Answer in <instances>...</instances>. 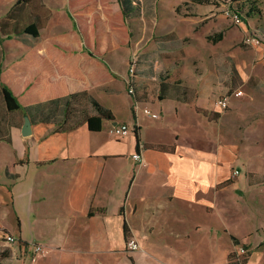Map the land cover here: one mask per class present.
I'll list each match as a JSON object with an SVG mask.
<instances>
[{"label":"crops","instance_id":"0c3cea01","mask_svg":"<svg viewBox=\"0 0 264 264\" xmlns=\"http://www.w3.org/2000/svg\"><path fill=\"white\" fill-rule=\"evenodd\" d=\"M9 7L0 12V20ZM42 30L31 46L45 39ZM173 73L166 80H176ZM116 78L87 90L113 115L112 120H102L100 130L83 123L58 132L53 123L30 121L31 134L22 136L19 121L24 116L17 114L9 129L11 142L0 141L7 153L0 165V229L17 238L14 245L21 262L217 264L220 259L230 264L235 246L231 237L241 247L260 242L248 213H230L227 187L240 171L229 170L231 161L221 154V128L215 120L220 111L213 107L217 116L209 119L184 101L159 98L140 81L134 84L136 108L125 78L120 87L114 84ZM180 79L196 89L195 105L212 111L207 95L199 104L197 84ZM98 89L103 95L93 96ZM142 106L157 117L144 114ZM89 112L94 113L91 107ZM119 123L129 124L132 132L111 137L108 128ZM135 152L141 160L132 158ZM235 169L238 174H233ZM239 178L236 184L247 186L245 177ZM9 215L15 218L14 227L5 220ZM128 237L137 241L138 249L126 248ZM33 244L44 248L34 262ZM159 249H171V260ZM250 264H264V251Z\"/></svg>","mask_w":264,"mask_h":264},{"label":"rangeland","instance_id":"374dc122","mask_svg":"<svg viewBox=\"0 0 264 264\" xmlns=\"http://www.w3.org/2000/svg\"><path fill=\"white\" fill-rule=\"evenodd\" d=\"M13 1L0 0V12ZM89 1V9H83L87 13L85 23L104 49L99 62L117 76L114 82L117 87L130 76V69L133 83L140 81L149 90L155 89L160 75L174 71V78L182 77L197 84L201 91L199 104L205 94L212 111L213 107L220 111L215 120L221 128V154L231 161L229 170L240 171V175L233 177L228 173L232 181L227 187L230 213H248L247 218L255 221V230L262 238L260 242L250 241L242 246L243 254L237 255L240 245H235L230 264H250L256 254L264 251V0L258 4L262 13L259 17L249 16L247 24L236 21L225 0L202 4L191 0H135L139 14L127 19L129 36L121 24L116 0ZM41 2L46 7H38L39 11L49 15L41 36L47 39L74 28L67 0ZM219 31L223 32L221 40L213 42L208 38ZM34 40L31 35H21L0 41V72L20 61ZM92 95H103V89ZM226 95L228 107L219 109L217 99ZM17 114L5 112L6 121L15 120ZM4 150L0 147V165L7 155ZM241 175L247 186L236 184ZM253 213L257 215L252 217ZM5 220L13 227L16 224L12 215ZM6 233L0 229V264H27L21 262L16 245L5 241ZM158 252L165 260H171V249ZM217 264L223 262L219 259Z\"/></svg>","mask_w":264,"mask_h":264},{"label":"trees","instance_id":"16d2710c","mask_svg":"<svg viewBox=\"0 0 264 264\" xmlns=\"http://www.w3.org/2000/svg\"><path fill=\"white\" fill-rule=\"evenodd\" d=\"M191 1L202 4L213 0ZM225 1L242 22H247L251 15L259 17L262 13L258 5L262 0ZM135 2L137 1L116 0L121 24L126 27L125 33L128 36L130 32L127 29V19L139 14ZM89 4V0L80 3L67 0L68 9L74 18V28L37 41L20 61L0 72V95L4 105V108L0 107V141L11 142L9 129L14 120L6 121L5 112L27 115L32 123H53L56 125L54 130L58 132L73 130L83 123L90 130L97 131L101 128L102 120L113 119L111 111L87 91L90 86L115 78L114 73L99 62L105 51L100 47L97 37L87 29V13L83 9H89ZM41 6L43 4L40 0H14L0 20V33L5 38L31 35L36 40L48 20V15L39 11ZM222 36L223 32L219 31L208 38L217 42ZM167 78L168 75H160L157 81L155 90L159 98L170 97L184 101L209 119L216 118L217 113L195 105V88L182 84L179 79L170 82ZM134 99L139 101L135 90ZM89 107L93 109V114H90ZM123 229L127 237L125 224ZM231 239L235 245L239 244L235 237ZM24 244L20 241L21 246ZM233 256L234 252H231L229 258Z\"/></svg>","mask_w":264,"mask_h":264},{"label":"built area","instance_id":"2783aa9c","mask_svg":"<svg viewBox=\"0 0 264 264\" xmlns=\"http://www.w3.org/2000/svg\"><path fill=\"white\" fill-rule=\"evenodd\" d=\"M234 18H236V21L240 20L236 15H234ZM130 70H131V74L129 77L125 78V84H126L127 93L131 96H134L135 88H134L133 79H132L133 69H130ZM236 93L239 95V94H241V91L239 90ZM216 105L220 109H226L228 107V96L226 95L223 98L217 99ZM137 106H139V102L136 99H134V107L137 108ZM141 110L144 114L149 115L152 118L157 117V114L152 112L147 106H142ZM132 130H133V128L129 124L119 123V124H115V125L110 126L108 128V134L114 138H122V137L127 136L129 133H131ZM132 158L134 160H137V161L141 160V156H140L139 152L133 153ZM238 172L239 171L237 169L233 170V174H238ZM4 235H5L4 236L5 241L8 244H13V243L17 242V238L14 235L9 234V233H6ZM126 248L128 250H136L139 248V245L133 237H128L126 239ZM31 251L32 252H31L30 260L32 262H34L36 260L37 256L43 253L44 248L41 244H33L31 247ZM236 253H237V255L243 254L244 253L243 247L239 246Z\"/></svg>","mask_w":264,"mask_h":264},{"label":"water","instance_id":"95a60500","mask_svg":"<svg viewBox=\"0 0 264 264\" xmlns=\"http://www.w3.org/2000/svg\"><path fill=\"white\" fill-rule=\"evenodd\" d=\"M20 132L22 136H27L31 134V122L27 115L23 117V123L20 127Z\"/></svg>","mask_w":264,"mask_h":264}]
</instances>
